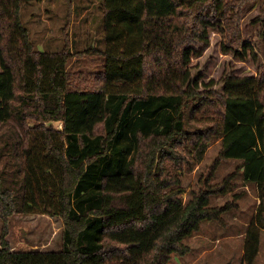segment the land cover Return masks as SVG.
Segmentation results:
<instances>
[{
  "label": "trees",
  "instance_id": "trees-1",
  "mask_svg": "<svg viewBox=\"0 0 264 264\" xmlns=\"http://www.w3.org/2000/svg\"><path fill=\"white\" fill-rule=\"evenodd\" d=\"M245 1L97 0L95 73L67 70V37L60 50L37 49L22 0H0V264H169L202 222L222 220L228 205L210 196L230 191L235 174L211 179L230 159L260 200L243 245L253 264L264 228V4L254 76L226 77L215 95L197 91L189 72L209 28L243 58ZM215 138L216 158L184 202L181 177ZM30 213L62 219L60 250H10L7 218Z\"/></svg>",
  "mask_w": 264,
  "mask_h": 264
},
{
  "label": "rangeland",
  "instance_id": "rangeland-1",
  "mask_svg": "<svg viewBox=\"0 0 264 264\" xmlns=\"http://www.w3.org/2000/svg\"><path fill=\"white\" fill-rule=\"evenodd\" d=\"M263 4L261 0H247L241 7L240 32L243 42L250 45L242 59L224 52L221 33L209 28L208 45L201 55L191 57L189 63L190 80L197 91L221 95L226 77L256 74L263 61L261 23L257 19ZM20 17L30 40L41 51L60 50L67 37L72 54L68 71L96 73L99 70L102 58L93 53V48L103 46V16L97 0H22ZM52 124L60 128L59 122ZM219 147V139L210 140L202 160L182 175L184 202L197 189L199 178L209 170ZM238 164L237 160L221 161L211 179L212 183H219L227 175L235 174L230 191L210 196L211 205H228L222 220L202 222L197 232L183 240L188 250L184 254H171L169 264H243L246 228L256 215L260 200L255 186L240 176ZM2 228L0 219V237ZM5 230L4 238L10 250L57 251L62 247L63 223L58 216L13 214L7 218ZM259 239L253 264H264V228Z\"/></svg>",
  "mask_w": 264,
  "mask_h": 264
},
{
  "label": "bare ground",
  "instance_id": "bare-ground-1",
  "mask_svg": "<svg viewBox=\"0 0 264 264\" xmlns=\"http://www.w3.org/2000/svg\"><path fill=\"white\" fill-rule=\"evenodd\" d=\"M56 123V122H55Z\"/></svg>",
  "mask_w": 264,
  "mask_h": 264
}]
</instances>
